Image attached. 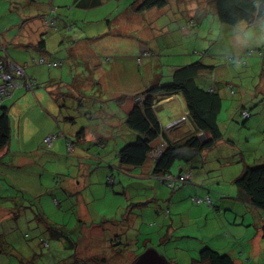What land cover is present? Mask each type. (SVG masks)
Masks as SVG:
<instances>
[{"label": "rangeland", "instance_id": "obj_1", "mask_svg": "<svg viewBox=\"0 0 264 264\" xmlns=\"http://www.w3.org/2000/svg\"><path fill=\"white\" fill-rule=\"evenodd\" d=\"M31 1L32 0H29V2L28 0H0V34L2 36L6 33L4 30H6L8 24L17 25L21 29L24 25L31 24L30 22H33L32 18H36L40 21L41 17L39 16L43 12L39 9L40 6L36 5V2L32 3ZM57 1L58 0H56V2ZM107 1L108 3H105L103 7L97 9L98 17L101 18L100 24L102 26L107 25L103 24L107 20L114 21L118 15H121L124 10L127 9L123 1L129 4L131 0ZM43 2H46V0ZM47 5H49V2H47ZM182 5L184 6V3ZM189 7L192 6L189 5ZM169 9L175 10L172 11L173 15L171 13L166 15L165 13L167 11L159 14V16L166 17V19H162L159 23L154 25L156 31H154L151 38L155 37V33L161 32L156 27H167V22L171 21L173 17L177 16V18H180L178 17L180 15L186 17L190 13V10L186 7L183 9H176V7L172 8L169 6ZM87 17L86 19H91L94 16L91 15ZM211 19L213 22L214 19ZM90 24L93 23H79L77 24L79 28L75 29L76 31L82 29L84 34V36L83 34L82 36L84 38H89L90 45H93L94 49H97L104 41V37H93L88 31ZM205 29L206 23L202 26L199 34H196L198 33L196 31L192 35V41L198 42L201 49L202 47L207 48L209 45H212L210 51L214 55H204V61L208 59V62H211L215 66V70L210 76V81H217L216 85H218V92L221 98V109L217 117V122L223 135V142L231 141L232 143L230 147H217V145H215L213 148L206 151L207 153L204 155L203 159V167L197 170L193 169L192 172L188 173L189 178H193L192 173L194 172L196 178L191 180L189 185L182 186L176 193L158 184L156 186V192L161 196L167 197L169 194H177L188 186L195 188L197 185L204 182L208 183L207 185H209L212 190L222 188L228 192L230 189H234L229 180L238 173L243 165H252L256 163L257 160L264 159V56L260 57L257 55V49L262 50V53H264V20L252 24L247 29H239L241 32L229 29L224 30V28L221 29L218 27L217 24H214V27L209 31ZM46 32L49 33V30H46ZM218 33L222 34L216 39ZM132 37V40L130 38L118 37L122 41L119 42L116 41V39V42L110 45L114 52L112 56L109 53L105 55L98 54L99 59L97 63L100 64L101 62L103 64L98 70V76L101 78V81L109 80L105 85L102 84L101 89L104 90L106 85L111 84L116 87L117 84H115V81L117 77L123 79V70L119 65H124L125 70L129 71L126 72L127 76L130 73L129 75L136 85L141 81H145L146 74L150 72V70H148L150 64L147 65V63H152L154 59H151L152 55L148 54V56L142 58V64L139 65L136 59L142 54V51L137 50V52H135V50L139 42H148L150 38L149 30L142 31V29H140V31H137ZM162 37L165 39V42L171 40L174 44L173 47L168 46L169 48L173 50L182 48V45L178 44L180 40L176 31L174 32V30H172L167 34L160 33V40ZM211 40H215V43L213 42L212 44ZM130 41L133 42L132 46L129 45L125 47V45H127L125 43ZM53 42L54 41H52V43ZM147 42L145 44H147ZM184 46L186 48H191V41H186ZM201 49L198 51H202ZM248 50H253L254 54L245 57L248 54L246 53ZM167 51L170 52L171 50L168 49ZM115 55L118 56L112 58ZM193 57H201V55H193ZM236 58H242L243 63L245 62L247 66L243 67V64ZM109 59L115 60L118 64L114 61L109 62ZM78 62H80V60H78ZM66 64L68 68L69 62L67 58L65 59L64 67H66ZM79 66L81 67V65ZM73 76L68 75V77L66 76L65 78H68L69 83H72ZM134 78H138L139 80H135ZM125 80H127V78H125ZM7 84L11 85V80H8ZM229 85L232 86V93ZM131 86L132 85H130V87ZM95 88H97V86H95ZM27 93L30 92L24 90L21 95H16L17 99L15 102L10 100L13 102L12 109L14 111L19 108L20 101L24 98L23 94ZM123 95L125 96L126 94L123 93ZM24 100L25 98L22 103ZM138 100L135 98L134 101L138 102ZM57 101L58 99H56V102ZM72 101L73 100L68 97V102L70 104H72ZM168 102H162L161 108L165 103H168L175 107L176 113L182 114L183 103L180 104V102H182L180 96L173 97ZM78 105L79 103H76L75 106L72 105L76 111V115L78 113ZM82 105L86 106L87 103ZM256 106H258V109H254ZM50 107L53 109V112L58 113L57 105L54 100H52ZM242 107H245V109L248 111L250 110L252 113L251 118L246 121L243 120L240 114ZM89 108H91L92 111H86L92 115H96L95 110L92 107ZM49 109L50 108H48V110ZM61 109L62 112H67L65 108ZM157 112V116L160 119L159 121L164 129L168 127V130H171L174 129V127H179L176 130L177 133H182V135H184L186 129L190 128L188 122L181 117H179L181 120L173 121L169 125L164 124L162 121L165 115L162 114L161 110ZM71 113L75 115L74 112ZM31 114L33 113L11 116L9 113L12 123L13 140L10 150L17 152V154L15 156V163H11L10 160H4L5 166L0 163V171L2 172L0 176V208L12 207L13 197L17 196V193L24 195L25 205L30 207L29 209L39 208L47 223L51 225H63V229L71 235L75 242H80L76 253L78 259L88 260V264H94L92 258L99 257V253H102L107 246V242L103 241L102 238L104 239L110 235V233L114 232V221L118 222L128 218L130 219L125 221L127 227L129 226L130 229H133L132 235H137L140 239L137 240V237H134L138 243L129 241L128 245L124 246L122 249L125 250L121 252L122 255L109 257L111 261H108V264H133L136 258L134 256V250L138 252V254L143 251L144 247H142L141 244L144 238H149V247H158L155 248L158 249L156 251L163 255L167 264H192L191 259L197 256L200 249H198L197 246L201 243H207L214 249H218L217 251H219V253H224V251L227 250L223 245L226 242L234 241L233 236H235L237 240L244 235H247L246 238L248 239L253 236L251 233L255 232L254 227L243 228L240 222L241 217L236 218L231 212L226 211L222 207L220 208L219 205L218 211H220L222 215L218 216L214 211L217 222L208 223L203 220L200 221L198 219L200 216L197 212V208L199 207L191 202L193 197L202 198L196 195L188 197L186 200L187 202L185 201L182 203L185 208L184 211H190V218L192 221L187 222L183 219L177 223H173L172 227H169L168 234L172 236V238L167 236L166 239L164 238L165 241L159 246L158 234L156 233V231L159 232L156 227L158 222H156L157 219L151 215V209L149 208L152 206L153 200L146 199L150 192L153 193L151 184L149 183L154 181L141 180L139 177L140 168H123L119 165L115 156L119 149L134 139L135 133L131 130L126 131V129L122 130L115 128L112 130L110 138H107L103 143L104 147L99 149L95 146L85 147L84 149L77 148L78 145H74L75 138L71 139L70 137H66V139L58 137L53 141L55 142L63 138V140H67L72 144L74 142V151L70 145L67 146L68 150H66L64 149L66 146L60 148L54 146V144L49 146L46 143H44V145L42 144L43 139L39 140V138L43 137L47 143H50L51 138L49 137L52 136V132H50V134H45L46 126L42 125V123H46V121L41 120V117H39L37 113L35 121L40 124L39 129H36L34 124L28 123L26 120L29 118L28 115L32 116ZM34 115L35 114L32 116L33 118ZM262 117L263 119L261 120ZM101 118L100 120H92L91 124L102 122L103 113H101ZM15 120L19 123L18 129H16L14 125ZM26 125V130H28L27 132H31V135L25 133L24 126ZM114 141H117V146ZM155 144L157 143L155 142ZM258 145H260L261 148H256ZM25 153L27 154L25 155ZM24 158L28 159V162H26ZM75 169L84 172L82 179L86 180L85 183L87 184L83 189H79L77 191L78 193L65 194L61 190L64 181V176H62V174L75 177V175H77ZM205 171L209 172L205 173ZM108 177L113 179V184L108 182ZM154 183L156 184V182ZM199 188L202 189L201 187ZM157 198L160 199L159 203H161L162 198L159 196ZM54 200H56L57 203H55ZM196 200L197 199H194V201ZM17 201H20V199L18 198ZM200 206L206 208V205ZM29 209L24 210L20 214V219L23 220V213H25V215L31 214L32 221L26 222L23 226L17 223L19 225L18 229L17 227L13 228L12 225L6 226L5 223L2 224L1 231H5V235L3 236L4 241L9 243L10 247L14 249L13 252H7L8 256H3L5 254L4 252L0 253L3 257L2 259L5 262L9 260L12 264H17L19 259L18 256L26 252L29 261H32L33 264H60V258L66 257L68 253L66 254L63 249L59 248L56 242L50 240L49 246L51 248L49 247L47 249V247H38V243L35 240H29L27 244L22 241L26 231H28V235L31 236L34 235V230L39 231L42 226L45 225V223L40 221V218H37L34 211L33 215V213L29 212ZM225 214H227L226 217L227 224L230 226L229 229L224 228L223 225V216ZM2 215H0V223L4 220L2 219ZM159 217L162 218L161 216ZM243 217L245 223L251 220L250 215H244ZM133 218L138 220L132 224ZM202 218L206 217L203 216ZM177 227L178 230L176 232L170 231ZM117 228L120 229L122 227L119 225ZM162 235H164V232ZM189 235L195 237L193 242L197 245L196 247L198 250H195L196 252H194V248H190L191 251L189 249L187 250L185 246L188 242L186 236ZM31 248H34L33 253L36 251L39 255L36 260H33L34 256L32 253L28 255ZM8 249L9 248H7V250ZM235 249L234 251L228 250L226 253L233 255L232 258L237 264H264V249L262 252L259 250L257 256H251L250 246L247 243L242 244L240 241H237Z\"/></svg>", "mask_w": 264, "mask_h": 264}, {"label": "trees", "instance_id": "obj_2", "mask_svg": "<svg viewBox=\"0 0 264 264\" xmlns=\"http://www.w3.org/2000/svg\"><path fill=\"white\" fill-rule=\"evenodd\" d=\"M37 0H32L31 2L34 3ZM44 1V0H42ZM64 1V0H62ZM197 1V21L201 17L206 23L207 31L211 30L214 27V24H217L218 27L221 29H229L236 32H241L239 29H247L252 24L257 23L259 21L264 20V0H194ZM29 2V0H28ZM49 2V5H47ZM176 3H182L184 0H131L129 4H127V8H131L136 13H143L150 10L155 11H163L166 12L165 14H172L169 5ZM38 2H36L37 4ZM46 4L45 9H41L43 13L39 17L42 30L40 34H38L35 43L31 44L28 43L24 46L23 51L26 53V50H34L38 53L43 55L35 57H29L26 61H16L8 59L7 54L11 52L12 42L10 41H3L6 43H2L0 40V67H3L2 72L8 73L9 71V64L14 65L15 67L20 68L22 71L21 74L12 72L11 78L14 83L13 88H9L8 94L1 96L0 99V163L5 166L4 160H10V162L15 163V156L17 152H13L10 150L12 148L13 140H12V123L9 113H11L13 102L10 101L13 97V93L15 91H27V92H34L38 89H43V91L47 88L45 87L46 84L37 83L35 78L32 77L28 73V69L31 67L42 66L48 70L60 69L64 65L63 59H49L46 58V55H53L54 53L50 51V49H57L62 48L64 52H67L69 57L71 58V53L73 50L80 46H82V42L89 41L90 39L87 37H83L82 34L80 37H75V33L80 31L83 32L82 29L76 31L75 28H79L77 24L79 23H88L89 19L86 20H78L74 18L71 19L72 13L67 16L65 10H72L75 8H85L87 11L94 10L96 6L100 5V0H69L70 6H61L59 4V0H46V2H42ZM56 4V5H55ZM180 5V4H179ZM178 5V9H180ZM184 6L181 5V9ZM70 12V11H69ZM66 13V14H65ZM173 15V14H172ZM209 16V18H208ZM211 18L214 19L212 22ZM36 19V18H32ZM38 20V19H37ZM39 21V20H38ZM107 20L106 22H109ZM104 22L103 24L106 25L108 23ZM157 18L155 21L150 23L147 26V30H149V40L147 44L144 41L141 55L136 59L139 65L142 64V58L148 56V54L152 55L151 59L154 61L148 62L150 66L148 70L149 73L146 75V80L150 83L148 87H145L139 94L133 96L137 98L138 102L135 101L133 104L132 109H130L127 113L121 115V125H119L118 129L123 126L124 129L133 131L134 139L128 142L124 147L119 149L115 156L119 162V165L123 168H140L144 166L147 162L150 166V174L149 176L151 179L156 182V184L162 185L172 192H176L180 190L182 186L189 185L191 183L192 178L188 180H184V182L175 183V180L182 177L184 174H188L192 172L193 169L197 170L203 167V154L205 151L213 148L220 140H222L223 135L219 128L217 117L221 109V98L218 92V85H216L217 81H210V76L213 74L215 70V66L208 62V59L204 61V55L212 56L214 55L211 53L210 49L212 45L209 47L204 48L200 47L199 43L196 41H192V35L195 31H198L199 23L195 22L194 19H190L188 15L186 17L180 16L178 20L177 16L173 17V19L168 23V26H161L156 27L160 30L161 34L170 33L172 30L176 31L180 42L178 44L182 45V48L179 50H173L170 47H173L174 44L170 40L169 42H165V39L162 37L161 40L159 38L160 33H155V37L153 35L155 30V24L159 23ZM211 22V23H210ZM100 24V21H97ZM166 23V24H167ZM244 23V24H243ZM212 24V25H211ZM219 24V25H218ZM13 25V24H10ZM101 25V24H100ZM240 25V26H239ZM203 26V25H202ZM12 27V26H11ZM83 28V26H82ZM195 28V29H193ZM49 30V33L46 32ZM226 30V31H229ZM206 31V32H207ZM85 32V31H84ZM182 32V33H180ZM17 33H19L17 29ZM16 33V34H17ZM222 33H218L220 36ZM185 35V36H184ZM164 36V35H163ZM83 37V38H82ZM50 40V41H49ZM52 41H54L52 43ZM191 41L192 47L186 48L185 42ZM215 43V40H211V43ZM78 43V44H76ZM168 43V44H167ZM150 46H149V45ZM199 46V47H197ZM26 48V50H25ZM86 49V48H85ZM170 49L171 51L168 52L167 50ZM202 51H198V50ZM72 50V52H71ZM87 50V49H86ZM258 50V56L263 57L264 53L262 50ZM3 51V52H2ZM8 51V52H7ZM5 52V53H4ZM168 52V53H167ZM4 53V54H3ZM248 53L245 57L252 56L254 54L253 50H248ZM45 54V56H44ZM145 54V55H144ZM201 55V57L194 58L193 55ZM144 55V56H143ZM115 55L112 58H115ZM9 57V56H8ZM122 57V56H119ZM179 58V61L175 62L177 64H171L167 61L172 59ZM88 57L83 56L80 58L79 65L82 67L85 66ZM166 59V60H164ZM183 59V63L180 64V60ZM240 63L244 66L247 64L244 62L242 58H236ZM41 61L43 63H41ZM115 60L109 59V62ZM117 63V62H116ZM118 64V63H117ZM26 65V67H25ZM74 66V64H72ZM146 65V66H147ZM27 66H29L27 68ZM123 70V79L117 77L123 83L126 82L125 78L132 79L130 77V73L126 74L124 65H119ZM85 68V67H84ZM82 69L80 72H84L85 76H82L83 79L89 77L90 71L86 69ZM147 68V67H146ZM153 69V70H152ZM117 76V74H116ZM75 77L73 76V79ZM107 82L109 80H106ZM87 83V82H86ZM88 85V84H86ZM85 85V86H86ZM73 82L69 84V87L73 89ZM217 86V87H216ZM230 86L231 93H232V86ZM28 94V93H27ZM127 96V95H125ZM125 96H119L115 99L117 105H120V102L125 100ZM181 97L183 106L185 107V119L190 124L191 129H186L183 137L177 141L171 140L170 137L166 134L165 129L161 125L159 118L156 114V108L165 101H170L173 97ZM128 97V96H127ZM57 105L58 113L55 116H50L52 118V122L54 125L53 134L50 136V143L43 139L42 144L46 143L48 146L54 144V140L58 137H66L75 138V144H77L76 136H69L68 133L65 134L66 128L69 129L72 126L75 127L74 118L71 116H66L65 112H62L61 108H65L63 102L60 104L56 102L55 98H51ZM52 103V102H51ZM59 107V108H58ZM73 107V106H72ZM255 109V107H254ZM69 112H74L73 108L72 111L68 110ZM28 114L27 112H25ZM52 114V113H51ZM73 115V113H71ZM244 121L248 120V118L252 115L250 110L248 111L245 107H242L240 112ZM33 116V114H31ZM50 115V114H49ZM26 121L28 123H32L35 126V115L34 118L28 115ZM71 117V118H70ZM246 118V119H245ZM34 120V122L32 121ZM32 121V122H29ZM50 122V121H49ZM49 122L46 124L42 123L44 126L49 127ZM173 122V121H172ZM27 123V125H28ZM38 123V122H37ZM171 123V122H170ZM25 126V128L27 127ZM46 128V127H45ZM175 128V127H174ZM17 129V128H16ZM57 132V133H56ZM74 132V130H73ZM77 133V132H74ZM204 135L205 140L201 141L199 135ZM31 135V133H30ZM61 138V139H63ZM155 142L158 144H155ZM67 140H64V149L68 150L67 146H71L74 151V146ZM160 144L164 146L161 149V153L157 156L153 153V151L158 148ZM97 147V146H95ZM72 151V150H71ZM27 153H25L26 155ZM24 155V156H25ZM77 175L75 177H70L67 174H62L64 176L63 185L61 190L65 194H73L78 193L79 189H83L81 186H78L80 181L83 182L82 176L84 172H80L79 169H75ZM209 171H205L208 173ZM240 174L234 179V189L238 191L239 196L241 197H234L235 200H239L241 202L247 203L248 206H252L254 209H257L261 212H264V159L257 160L256 163L252 165H243L240 168ZM2 172L0 171V176ZM78 181H77V180ZM80 179V180H79ZM86 182V180H85ZM108 182L113 184V179L108 177ZM68 183V184H67ZM84 183V182H83ZM67 184V185H66ZM87 184V183H86ZM85 184V185H86ZM202 187L206 186V182L200 184ZM198 185V186H200ZM72 186V187H71ZM72 188V190H71ZM16 192V191H15ZM24 195L17 193V196L13 197V206L7 208H0V215H2V219H4L0 223V253L4 252L3 256H8L7 252H13L14 249L10 247L9 243L4 241V232L1 231L2 224L5 223L6 226L12 225L13 228H19V223L22 226L28 222L32 221L31 214L23 213V220L20 219V214L24 211L29 209L30 207L25 205V198ZM208 199L210 200L209 203H195L191 202L198 207L200 205H206V208H214L216 214L218 216L222 215L218 208L216 207L215 202L212 198L207 195ZM232 197V196H231ZM20 201H17V199ZM227 198V197H224ZM55 203L56 200H54ZM31 213L36 214L37 218H40V221L45 223L42 226L41 230L36 231L34 230V235L29 236L28 231H26L22 238V241L25 244L28 243L29 240H35L38 243V247L43 248L49 246V241L56 242L59 248L63 249L66 254V257L60 258V264H88V260H80L77 257V248H79L80 242L76 243L75 240L71 237V235L63 229V225H51L47 223L46 219L43 216V213L39 208L29 209ZM218 211V212H217ZM229 211V210H226ZM231 212V211H229ZM33 213V215H34ZM170 211L167 208L161 210L160 214L161 217L164 218L165 221L170 222L172 220L170 215ZM232 214V213H231ZM234 215V214H233ZM162 218V219H163ZM163 220V221H164ZM108 222L107 220H105ZM124 219L121 221H114V232L110 233L106 238H102L103 241L107 242L106 248L103 250L102 253H99V257L92 258L94 264H108V261H111L109 257L122 255L121 252L125 251L122 250L124 246L128 245L129 241H138L140 239L137 235H132L133 229H130L129 226L125 225V229L120 230L118 229V225L123 223ZM166 223L164 226V235L163 232L158 233V240L159 246H161L162 242L165 241L166 237L172 238V236L168 235L169 227L172 225ZM18 223V224H17ZM117 224V225H116ZM25 230V229H23ZM46 231V232H44ZM263 235H264V228H263ZM135 237V238H134ZM139 237V238H138ZM165 238V239H164ZM178 238V237H176ZM188 242L186 243L187 250L190 248H194V252H196L199 248L197 256L191 259L192 264H237L236 261L232 258L233 255L226 253H219L217 249H214L207 243H201L197 246L193 240L195 239L194 236L189 235L186 236ZM149 238H144L141 244L144 247L143 251L138 254L134 250V256L136 257L133 261V264L138 259V256L141 255L145 250L158 248L149 247ZM171 242V241H169ZM198 249H197V247ZM7 248H9L7 250ZM28 248V247H27ZM51 248V247H50ZM131 248V247H130ZM29 249V248H28ZM134 249V248H133ZM137 249V248H136ZM34 248H31V253L33 254V260H36L39 257L36 251L33 253ZM158 249H155V251ZM196 250V251H195ZM191 251V250H190ZM120 253V254H118ZM160 254V253H159ZM112 255V256H111ZM162 257L163 255L160 254ZM2 255L0 254V264H12L9 260L5 262L2 259ZM18 263L17 264H33L32 261H29L27 257V253L23 252L22 255L18 256ZM164 258V257H163ZM165 259V258H164ZM67 260V261H66ZM166 261V260H165ZM92 264V263H89Z\"/></svg>", "mask_w": 264, "mask_h": 264}, {"label": "crops", "instance_id": "obj_3", "mask_svg": "<svg viewBox=\"0 0 264 264\" xmlns=\"http://www.w3.org/2000/svg\"><path fill=\"white\" fill-rule=\"evenodd\" d=\"M36 2H38L36 5L40 6L39 9H42V10L45 9L46 4L45 3L43 4L42 0H37ZM100 2L101 4L96 6L95 9L92 10V12H90L91 10L87 11L85 8H75V11L74 9L65 10L67 13V16H69V14L72 13L71 19L73 18V20L75 18V20L78 19V20L87 21L86 19L88 18L87 16H91V15L94 16L93 18L89 19L88 23H93V24L89 25L88 31L90 32V34L93 35V37H97V36L104 37L103 38L104 41L102 42V44H100L101 46L97 48L98 51L97 49H94L93 45H90L89 41L82 42V46L78 47L77 49L75 48L73 52L71 50L72 52L71 58L69 57L67 52H64V50L60 47L55 50L50 49V51H52L54 54L46 55V58L63 59V60L67 58V61L69 62L68 68H67V64H66V67H64L63 65L61 70L60 69L48 70L42 66H37L33 68L31 67V69L29 68L28 73L32 77L35 78V81L43 85L46 84L45 87L47 88L44 91L43 89H38L32 93L23 94L25 98L24 102L22 103L24 98L21 99L19 108L16 111L11 109V113H10L11 116H15V115L20 116L21 114L27 115L25 112H27L28 114L32 112L36 116V113H37V115L41 117V120L46 121V122L50 121L49 127L46 126V131H45L46 132L45 134H50V132H52L54 129L52 118L50 116L56 115V112H53L52 111L53 109L50 107L51 102H52L51 98L58 99L57 103L60 104L61 102H63L65 106V109L67 111L65 112V115L68 117L71 116L72 118H74V121H75L74 123L76 125L75 127L72 126L69 129L66 128L67 131H65V134L68 133L67 135L71 137L76 136V138L79 136V138L77 139V145H78L77 148H80V149H84L85 147H91V146H97L98 149L101 147H104L103 143L107 140V138H110V135L112 134V130L115 128H118L119 125H121L120 124L122 120L121 115L127 113L130 109H132L133 104L135 102L134 101L135 97L133 96H136L137 94H139L142 90L145 89V87H148V85L150 84L146 80V78H145V81H141L137 85L135 84L133 79L127 78L128 81L124 83L120 81L119 79H117L115 81V84H117L116 87H114L113 84H111V85H106L105 88L103 87L104 90L101 89L102 84L105 85L107 81L106 80L101 81V78L98 76L99 74L98 70L103 65L100 61H99L100 64L97 63L99 59L98 54L105 55L109 53L112 56L114 52L112 51L110 45L114 44V42L116 41H119V42L122 41L118 37L130 38L132 40L133 38L132 36H134L137 31H140V29H142V31L144 30L147 31V26L153 21H155L156 18H157V21L166 19V17L159 16V14L163 13V11L150 10V11L143 12V13H136L131 8H127L126 1H123L127 9L124 10V12L121 15H118V17L114 21L110 20L106 26H102L100 24H98L97 26L96 22L101 20V18L98 17L97 9H100L101 7H103L105 3H108L107 0H100ZM183 3H184V8L186 7L187 9L190 10L188 17L190 19L191 18L194 19L195 22H198L199 23L198 31L201 30L202 25H205V23H204V20L201 19V17L197 21V15H198L197 1L184 0V2L182 3L175 2L169 6H171L172 8L176 7L177 9L178 5L180 4L179 7L181 9V5ZM59 4L61 6L71 5L69 3V0H64V1L59 0ZM188 4L191 5L192 7H189ZM179 19L180 18H178V20ZM32 20L33 22H30L31 24H27L26 26L24 25V27L21 29L17 25L8 24L6 27V30H4V32H6L4 36L0 34V40H2V43H6L3 41L12 42L13 47L11 48V52L7 51L8 52L7 54H4L5 52L3 53L4 55H7L8 59H11V60L15 59L16 61L22 62V61H26V59H29V57L37 58L38 56L43 55L34 50H29V49L26 50V48H25L26 53L21 52L23 51L22 48H24L26 44L35 43V40L37 39L38 34H40V32L43 30L40 21H38L37 19L36 20L32 19ZM17 29L19 33H17ZM85 33L87 34V32ZM81 34H83V32L78 31L75 33V37H80ZM196 34H199V33H196ZM143 43L144 41L138 43L135 52H137V50L142 49ZM125 44H127L125 45V47L129 45L132 46L133 42L130 41ZM118 47H123V46H118ZM83 56H87L88 59L86 61L85 66L80 67L78 60H80V58ZM177 61H179V58L169 60L167 61V65L169 66L168 63H171L173 65ZM183 62H184L183 59L180 60V64H182ZM64 64H65V61H64ZM72 64H74V66ZM28 67L29 66H27V68ZM83 68L90 71L89 77H86L85 79H83L82 77V76H85V73L80 72ZM73 73H74L75 78L72 79V82H73V86H72L73 89H72L71 87H69L70 83L68 81V78H65V77L66 76L68 77V75L73 76ZM94 80H95V83H94ZM135 80H139V79L137 78ZM130 85L132 86L130 87ZM95 86H97V88H95ZM126 87H129V88H126ZM21 93H22L21 90L15 91L12 94L13 98L11 100L15 102V100L17 99L16 95H21ZM123 93H125L128 97H126L124 101L120 102V105H117V102L115 101V99L119 96H124ZM68 97H70L73 100L72 104L68 102ZM76 103H79L78 113L76 115V111H75V115L74 114L72 115L71 112H69L68 110L72 111L74 108L72 107V105L75 106ZM84 103H87V105L86 106L82 105ZM168 103H165L162 106V108H161V104L156 108V114L158 113L157 112L158 110H161L162 114L165 115V118L162 121L164 124L169 125L170 122L172 121L181 120V118L182 119L185 118V114H184L185 107L183 105H182V114H181V113H176L175 107ZM89 107H92L95 110L96 115H92L91 113H89L92 111V109ZM48 108L50 109L48 110ZM255 109H258V106H256ZM86 110H89V112ZM101 113H103V121L96 123V124H91L92 120L102 119ZM251 116L249 118H251ZM262 119L263 117L261 118V120ZM32 121L34 122V120ZM14 125L17 129L19 128V123L17 120H15ZM39 125L40 124L37 123L36 121L35 128L39 129ZM189 127L190 128H188V130L191 129L190 124H189ZM120 128L122 130L124 129L123 126H121ZM178 128L168 130V127H167L165 129L166 134L170 137L171 140L177 141L183 137L182 133H177L176 130ZM24 129H25V133L30 135L31 132H27L28 130H26L25 126H24ZM73 130L74 132H77V133H74ZM51 134H53V132ZM42 138L43 137L39 138V140ZM114 142L116 143V146H117V141H114ZM231 143H232L231 141L223 142V140H220L216 145L217 147H227V146L230 147ZM54 146L64 148V140L60 139V140L55 141ZM256 148H261V146L258 145L256 146ZM206 153L207 152L205 151L203 154V159ZM24 160L28 162V159L24 158ZM150 169H151V166L147 162L144 164V166L140 167L139 177L141 180H149V181L152 180L151 177L149 176ZM239 172L240 170L238 171L236 175L233 176V178L229 180L230 184L234 185V179L240 174ZM192 175H193L192 180H194L196 178L194 172L192 173ZM83 182L80 181V184L78 183V186L79 187L81 186L82 188L86 186L85 180H83ZM149 184H151V188H152L151 190H153V193L150 192L147 195L148 197L146 199L153 200V204H151L152 206H150L149 208L151 209L150 210L151 215L157 219L156 222H158V225L156 227L160 230V232H164V226L168 222V221H165L163 217H162L163 219L159 217L161 215L158 213H160L162 209L167 208L171 212L170 215L173 214L171 216L172 220L168 222L171 225L183 219L186 220L187 222H190L192 221L190 218L191 217L190 211L187 210V212H185L184 211L185 208L182 205V203H184L187 200V198L190 196L199 195L200 197H203V196L205 197L209 195L212 198V200L215 202L216 207L219 205L220 208L222 207L225 210L231 211L232 215L234 214L236 218L241 217L240 222L243 228H246V227L255 228V232L251 233L253 234V236L249 239L246 238L247 235H244L243 237H239L238 240L235 238V236H233L234 241L226 242L223 245L226 247L225 249L227 251L236 250L235 248L237 246V241L242 242V244L247 243L250 246L251 256H257L259 254V250L262 252V250L264 249V243H263L264 241L263 240L264 239V235H263L264 214L263 212L257 209H254L252 206H248L247 203L239 201L238 199L234 201L233 199L234 197L236 198L240 197L238 191H236L235 189L232 188L228 192L227 190L222 189V188L221 189L216 188L215 190H212L211 187L207 185L208 183H206L207 187H202L201 185L200 186L197 185L195 188H193L191 186H188L184 188L182 191L178 192L177 194L173 193L165 197V196L158 195V193L156 192V186L158 184H155L154 182H151ZM199 187H201L202 189H200ZM158 196L162 198L161 203H159L160 199L157 198ZM224 197H227V198H224ZM206 209H209V210H206ZM214 211H215L214 209L199 207L197 208V212L200 216L198 217V219L200 221L203 220L208 223H215L217 222V219H216ZM226 215L227 214L223 216V221H224L223 225H224V228L229 229L230 226L227 224ZM244 215L251 216V220L246 222L248 224L245 223V219L243 217ZM203 216H205L206 218H202ZM129 219L130 218L124 219L123 223L120 225L122 227L120 228V230H123V228L126 227L125 221ZM137 220L138 219L135 220L133 218L132 224L135 223V221ZM177 230H178V227L170 231L176 232ZM167 232H169V230ZM156 233L158 234L159 232L156 231Z\"/></svg>", "mask_w": 264, "mask_h": 264}, {"label": "built area", "instance_id": "obj_4", "mask_svg": "<svg viewBox=\"0 0 264 264\" xmlns=\"http://www.w3.org/2000/svg\"><path fill=\"white\" fill-rule=\"evenodd\" d=\"M41 63H43V62L41 61ZM2 69H3V67H0V99H1V96L8 94L9 88H13L14 87V83H13V80L11 78V73L12 72H15V73H18V74L22 73L20 68L15 67L14 65H11V64H9V71L10 72L3 73ZM8 80H11V85L7 84ZM163 146H164L163 144H160L158 147L161 150ZM153 153L158 156L161 152H159L158 150H154ZM188 178H189V175L188 174H184L182 177H180L179 179L175 180V183H177L176 185H178L179 183L184 182V180H188ZM192 201L195 202V203L201 204V201L198 200V199L196 201H194V198H193ZM209 202H210V200L208 198H205L204 200L202 199V203H209Z\"/></svg>", "mask_w": 264, "mask_h": 264}, {"label": "water", "instance_id": "obj_5", "mask_svg": "<svg viewBox=\"0 0 264 264\" xmlns=\"http://www.w3.org/2000/svg\"><path fill=\"white\" fill-rule=\"evenodd\" d=\"M201 141L205 140L204 135H199ZM134 264H167L165 259L159 254L158 251L147 249L141 255Z\"/></svg>", "mask_w": 264, "mask_h": 264}, {"label": "bare ground", "instance_id": "obj_6", "mask_svg": "<svg viewBox=\"0 0 264 264\" xmlns=\"http://www.w3.org/2000/svg\"><path fill=\"white\" fill-rule=\"evenodd\" d=\"M155 150H158L159 152H161V150L159 149V147L158 148H156ZM194 199H198V200H200L201 201V203H202V198H194Z\"/></svg>", "mask_w": 264, "mask_h": 264}, {"label": "clouds", "instance_id": "obj_7", "mask_svg": "<svg viewBox=\"0 0 264 264\" xmlns=\"http://www.w3.org/2000/svg\"><path fill=\"white\" fill-rule=\"evenodd\" d=\"M183 119H185V118H183ZM185 120H186V119H185ZM165 129H166V128H165ZM193 198H195V197H193ZM193 198H192V199H193ZM205 198H208V197H207V196L202 197L203 200H204Z\"/></svg>", "mask_w": 264, "mask_h": 264}]
</instances>
